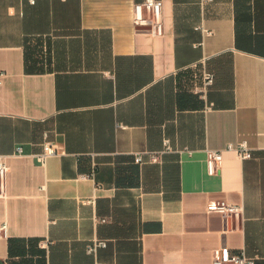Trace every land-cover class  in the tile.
Returning <instances> with one entry per match:
<instances>
[{"label": "crops", "instance_id": "1", "mask_svg": "<svg viewBox=\"0 0 264 264\" xmlns=\"http://www.w3.org/2000/svg\"><path fill=\"white\" fill-rule=\"evenodd\" d=\"M136 1L0 0V264H264V0H163L160 37Z\"/></svg>", "mask_w": 264, "mask_h": 264}, {"label": "built area", "instance_id": "2", "mask_svg": "<svg viewBox=\"0 0 264 264\" xmlns=\"http://www.w3.org/2000/svg\"><path fill=\"white\" fill-rule=\"evenodd\" d=\"M34 3V0H31ZM134 25L137 29H149L155 36L164 35V22H163V0H137L134 4ZM204 33L208 34L204 28L199 27ZM5 75L0 72V85L2 84L1 78ZM214 83V75L207 72L204 74L203 86L196 89L202 98L206 97L207 89ZM165 151H170L171 146L169 140L164 142ZM235 152L237 157L241 160H249L252 158V149L246 141L238 144H230L227 148ZM18 154H22V148H18ZM56 155V148L53 144L45 145V152L38 155V161L41 164H46L48 158ZM159 158V154H150V161L155 162ZM224 156L222 151H207L206 164L210 175H215L221 172ZM137 164H142L143 159L141 155L135 158ZM10 168L3 162H0V198L6 195V180ZM207 212L211 214H221L228 219L240 221L244 213V207L233 205L226 201H211L207 205ZM0 235L7 236V226L0 227ZM107 246V242L103 240H94L93 244L89 247V252H96L99 248ZM255 258L247 256L244 250L238 253H232L228 248H220L215 252L213 264H255ZM103 264V263H97Z\"/></svg>", "mask_w": 264, "mask_h": 264}, {"label": "water", "instance_id": "3", "mask_svg": "<svg viewBox=\"0 0 264 264\" xmlns=\"http://www.w3.org/2000/svg\"><path fill=\"white\" fill-rule=\"evenodd\" d=\"M139 30H141V29H139Z\"/></svg>", "mask_w": 264, "mask_h": 264}]
</instances>
